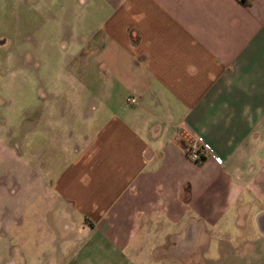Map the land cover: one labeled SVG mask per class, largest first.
<instances>
[{
	"label": "crops",
	"instance_id": "crops-1",
	"mask_svg": "<svg viewBox=\"0 0 264 264\" xmlns=\"http://www.w3.org/2000/svg\"><path fill=\"white\" fill-rule=\"evenodd\" d=\"M82 11L93 34L60 61L77 86L65 104L52 92L29 127L46 139L32 151L38 181L28 158L29 188L70 223L57 242L47 227L36 263L87 247L121 264L147 251L191 264L236 228L238 240L264 237V0H86ZM192 135L222 164L190 160Z\"/></svg>",
	"mask_w": 264,
	"mask_h": 264
},
{
	"label": "rangeland",
	"instance_id": "rangeland-1",
	"mask_svg": "<svg viewBox=\"0 0 264 264\" xmlns=\"http://www.w3.org/2000/svg\"><path fill=\"white\" fill-rule=\"evenodd\" d=\"M85 7L86 0H0V264H37L39 256H48L37 254L47 227L58 233L53 240L57 242L59 233L70 225L61 208L45 206L39 185L29 188L28 158L35 171L32 178L38 181L43 158L33 157L32 151L41 153L46 139L39 131L33 134V124L38 122L39 108L55 91L64 92L58 102L65 104L77 86L76 79L60 74V61L71 57L74 42L84 43L93 34L85 26ZM58 146L50 144L49 150L58 151ZM244 233L240 228L228 231L188 255V260L191 264H264V237L253 234L238 240ZM86 249L69 251L68 261L61 264L123 263L117 253L108 257L103 251ZM173 255L147 251L128 257L131 264H186L187 255L176 259Z\"/></svg>",
	"mask_w": 264,
	"mask_h": 264
},
{
	"label": "built area",
	"instance_id": "built-area-1",
	"mask_svg": "<svg viewBox=\"0 0 264 264\" xmlns=\"http://www.w3.org/2000/svg\"><path fill=\"white\" fill-rule=\"evenodd\" d=\"M129 101L135 102V99L130 98ZM183 152L194 162H200L208 157L212 158L218 164H222L223 162V159L216 154L209 144L203 141L200 135H192V140L183 147Z\"/></svg>",
	"mask_w": 264,
	"mask_h": 264
}]
</instances>
